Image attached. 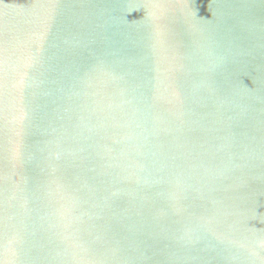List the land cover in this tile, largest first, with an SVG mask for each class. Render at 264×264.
I'll return each mask as SVG.
<instances>
[{"label": "water", "instance_id": "1", "mask_svg": "<svg viewBox=\"0 0 264 264\" xmlns=\"http://www.w3.org/2000/svg\"><path fill=\"white\" fill-rule=\"evenodd\" d=\"M0 264H264V0H0Z\"/></svg>", "mask_w": 264, "mask_h": 264}]
</instances>
